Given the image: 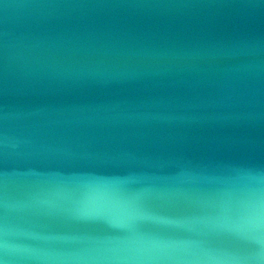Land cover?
Masks as SVG:
<instances>
[{
    "label": "water",
    "instance_id": "water-1",
    "mask_svg": "<svg viewBox=\"0 0 264 264\" xmlns=\"http://www.w3.org/2000/svg\"><path fill=\"white\" fill-rule=\"evenodd\" d=\"M0 264H264V0H0Z\"/></svg>",
    "mask_w": 264,
    "mask_h": 264
}]
</instances>
